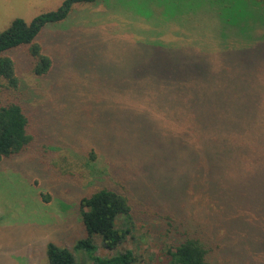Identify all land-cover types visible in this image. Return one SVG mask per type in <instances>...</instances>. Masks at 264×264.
Segmentation results:
<instances>
[{
	"label": "trees",
	"instance_id": "16d2710c",
	"mask_svg": "<svg viewBox=\"0 0 264 264\" xmlns=\"http://www.w3.org/2000/svg\"><path fill=\"white\" fill-rule=\"evenodd\" d=\"M102 1L65 0L57 11L31 22L15 19L0 33V78L7 91L26 96L0 105V158L29 151L43 140L44 153L72 155L84 149L90 150L88 161L103 159L102 171L117 178L122 190L103 184L80 200L88 236L74 246L95 264L136 263L132 250L96 256L94 237L115 249L137 220L154 225L169 242L163 264H264V0H191L198 9L189 11L214 16L207 20L215 21L217 47L228 63H212L210 46L196 52L160 41L146 62H135L140 92L135 102L142 108L135 113V181L96 144L58 146L46 139L42 130L32 129L28 113L32 101L42 107L57 102L51 94L58 87L54 63L36 42L39 33L67 19L74 5ZM177 13L163 15L172 20ZM23 47L34 63L38 91L18 77L15 61L6 55ZM118 154L129 155L122 149ZM91 168L93 177L102 175L96 165ZM48 259L49 264H77L70 249L54 243L48 245Z\"/></svg>",
	"mask_w": 264,
	"mask_h": 264
},
{
	"label": "rangeland",
	"instance_id": "374dc122",
	"mask_svg": "<svg viewBox=\"0 0 264 264\" xmlns=\"http://www.w3.org/2000/svg\"><path fill=\"white\" fill-rule=\"evenodd\" d=\"M64 1L0 0V33L15 19L31 22L57 11ZM157 2L103 0L96 5L76 4L67 19L46 25L36 40L44 55L53 60V80L58 87L51 92L56 104L52 99L42 107L32 101L28 110L33 117L32 129L42 130L46 139L58 146L96 144L130 181H135V113L142 110L135 102V96L140 95L135 90V62H146L152 45L159 41L196 52L210 46L212 63L218 66L230 62L220 55L215 21L207 20L214 17L212 14L189 11L191 6L198 9L191 0ZM146 11H150V17L144 14ZM176 11L179 18L171 20L163 15ZM181 13L187 14L178 15ZM6 55L15 61L18 77L37 89L40 82L31 70L34 63L28 47ZM46 83L44 80L43 85ZM4 85L6 81L0 78V105L15 97L26 98L23 92H9ZM126 142H130L128 147L124 146ZM39 144L0 158V264H49L50 243L70 249L77 264H95L87 253L74 251L75 244L88 236L80 216V200L103 184L122 190L119 180L102 171L100 156L96 163L88 161L90 150L72 155L44 153ZM121 149L129 155L122 157L118 154ZM93 165L102 174L99 178L92 176ZM65 181L69 185L64 187ZM131 226V232L115 249L106 248L101 237H94L95 255L110 258L132 250L134 264L167 262L170 244L155 226L141 220Z\"/></svg>",
	"mask_w": 264,
	"mask_h": 264
},
{
	"label": "crops",
	"instance_id": "0c3cea01",
	"mask_svg": "<svg viewBox=\"0 0 264 264\" xmlns=\"http://www.w3.org/2000/svg\"><path fill=\"white\" fill-rule=\"evenodd\" d=\"M37 43H38V41H37ZM40 44V43H39Z\"/></svg>",
	"mask_w": 264,
	"mask_h": 264
}]
</instances>
